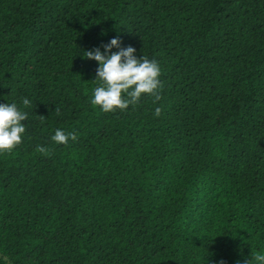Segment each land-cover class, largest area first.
I'll list each match as a JSON object with an SVG mask.
<instances>
[{
    "label": "trees",
    "instance_id": "trees-1",
    "mask_svg": "<svg viewBox=\"0 0 264 264\" xmlns=\"http://www.w3.org/2000/svg\"><path fill=\"white\" fill-rule=\"evenodd\" d=\"M117 36L158 61L156 103H90L99 62L82 54ZM13 101L28 117L0 153L8 262L237 264L264 252V0H0V103ZM57 128L77 139L54 143Z\"/></svg>",
    "mask_w": 264,
    "mask_h": 264
},
{
    "label": "clouds",
    "instance_id": "clouds-1",
    "mask_svg": "<svg viewBox=\"0 0 264 264\" xmlns=\"http://www.w3.org/2000/svg\"><path fill=\"white\" fill-rule=\"evenodd\" d=\"M117 48V51H112ZM135 47L129 45L121 47L119 37H112L103 49L96 47L93 50H85L82 54L85 58L99 62L96 72L97 86L93 88L90 103L99 106L103 112H112L117 109L123 111L130 106L135 107L142 96L148 95L156 103L161 98L163 82L160 79L162 69L155 59H149L144 55H135ZM25 108L31 105L27 97L20 101ZM160 107H156L154 114H160ZM28 117V112L22 110L17 102L0 103V153L11 151L22 141L26 131L22 123ZM75 141L74 132H65L57 128L51 136L56 144H68L69 140ZM42 153L48 151L45 146H38ZM0 264H9L6 257H0ZM223 264V261L220 262ZM237 264H264V252L255 253L247 261Z\"/></svg>",
    "mask_w": 264,
    "mask_h": 264
},
{
    "label": "rangeland",
    "instance_id": "rangeland-1",
    "mask_svg": "<svg viewBox=\"0 0 264 264\" xmlns=\"http://www.w3.org/2000/svg\"><path fill=\"white\" fill-rule=\"evenodd\" d=\"M9 264H12V263L9 262Z\"/></svg>",
    "mask_w": 264,
    "mask_h": 264
}]
</instances>
